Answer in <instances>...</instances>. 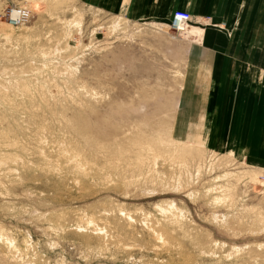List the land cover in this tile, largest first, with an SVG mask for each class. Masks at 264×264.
<instances>
[{
	"label": "rangeland",
	"instance_id": "374dc122",
	"mask_svg": "<svg viewBox=\"0 0 264 264\" xmlns=\"http://www.w3.org/2000/svg\"><path fill=\"white\" fill-rule=\"evenodd\" d=\"M14 6L32 16L0 19V264H264V169L174 133L200 37Z\"/></svg>",
	"mask_w": 264,
	"mask_h": 264
},
{
	"label": "crops",
	"instance_id": "0c3cea01",
	"mask_svg": "<svg viewBox=\"0 0 264 264\" xmlns=\"http://www.w3.org/2000/svg\"><path fill=\"white\" fill-rule=\"evenodd\" d=\"M134 20L194 18L175 136L264 169V0H82ZM201 35V36H200Z\"/></svg>",
	"mask_w": 264,
	"mask_h": 264
},
{
	"label": "built area",
	"instance_id": "2783aa9c",
	"mask_svg": "<svg viewBox=\"0 0 264 264\" xmlns=\"http://www.w3.org/2000/svg\"><path fill=\"white\" fill-rule=\"evenodd\" d=\"M32 16V11L28 7L24 6H14L8 8L4 13L0 12L1 17H5L9 24L13 26L23 25L28 19ZM193 18L192 15L188 11L177 10L174 12L173 20L170 24V28H174V26L181 27L185 25L192 24ZM179 29L180 28H174Z\"/></svg>",
	"mask_w": 264,
	"mask_h": 264
},
{
	"label": "bare ground",
	"instance_id": "6f19581e",
	"mask_svg": "<svg viewBox=\"0 0 264 264\" xmlns=\"http://www.w3.org/2000/svg\"><path fill=\"white\" fill-rule=\"evenodd\" d=\"M174 27H176V26H174Z\"/></svg>",
	"mask_w": 264,
	"mask_h": 264
}]
</instances>
